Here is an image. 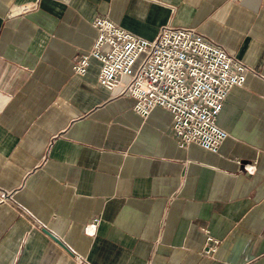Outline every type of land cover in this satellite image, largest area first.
Here are the masks:
<instances>
[{
  "label": "crops",
  "instance_id": "0c3cea01",
  "mask_svg": "<svg viewBox=\"0 0 264 264\" xmlns=\"http://www.w3.org/2000/svg\"><path fill=\"white\" fill-rule=\"evenodd\" d=\"M97 16L193 27L246 64L217 152L178 146L96 59L73 72ZM0 264H264V0H0Z\"/></svg>",
  "mask_w": 264,
  "mask_h": 264
},
{
  "label": "built area",
  "instance_id": "2783aa9c",
  "mask_svg": "<svg viewBox=\"0 0 264 264\" xmlns=\"http://www.w3.org/2000/svg\"><path fill=\"white\" fill-rule=\"evenodd\" d=\"M30 9L25 5L18 11ZM92 26L96 40L73 64V72L84 75L89 59H96L98 83L109 91L120 88L119 96L130 98L136 113L146 116L155 106L170 112L178 146L193 143L217 152L227 136L217 116L229 90L244 83L246 64L193 27L167 25L148 39L106 17H95ZM98 221L88 225L91 231ZM218 244L208 235L204 253L213 254Z\"/></svg>",
  "mask_w": 264,
  "mask_h": 264
},
{
  "label": "water",
  "instance_id": "95a60500",
  "mask_svg": "<svg viewBox=\"0 0 264 264\" xmlns=\"http://www.w3.org/2000/svg\"><path fill=\"white\" fill-rule=\"evenodd\" d=\"M52 236V235H51ZM53 239H56V237L52 236Z\"/></svg>",
  "mask_w": 264,
  "mask_h": 264
},
{
  "label": "clouds",
  "instance_id": "9594fccd",
  "mask_svg": "<svg viewBox=\"0 0 264 264\" xmlns=\"http://www.w3.org/2000/svg\"><path fill=\"white\" fill-rule=\"evenodd\" d=\"M23 9H21V11H22Z\"/></svg>",
  "mask_w": 264,
  "mask_h": 264
}]
</instances>
